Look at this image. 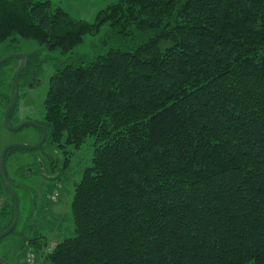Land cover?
I'll list each match as a JSON object with an SVG mask.
<instances>
[{
  "label": "trees",
  "instance_id": "obj_1",
  "mask_svg": "<svg viewBox=\"0 0 264 264\" xmlns=\"http://www.w3.org/2000/svg\"><path fill=\"white\" fill-rule=\"evenodd\" d=\"M8 40L52 62L46 141L93 138L49 263L264 264V0H0Z\"/></svg>",
  "mask_w": 264,
  "mask_h": 264
},
{
  "label": "rangeland",
  "instance_id": "obj_2",
  "mask_svg": "<svg viewBox=\"0 0 264 264\" xmlns=\"http://www.w3.org/2000/svg\"><path fill=\"white\" fill-rule=\"evenodd\" d=\"M50 1L72 17L92 22L100 9L117 0ZM105 30L103 25L95 35L85 34L71 53L76 55L92 50ZM16 49L26 53L41 47L31 40H18L16 45L8 40L0 44V57ZM43 55L48 54L43 51L18 77L17 97L8 118L12 126L26 119L40 123L44 120V101L53 65L50 60L42 59ZM17 66L18 60L12 59L3 70L4 75L0 74V151L6 144L34 145L41 137L40 131L32 126L11 131L3 125ZM32 72L39 74L41 84L34 83L31 88L27 85V76ZM65 138L66 134L51 143L45 141L37 149L13 148L8 152L5 168L14 183L19 213L13 232L0 240V256H5L11 264H51L47 255L53 250L54 243L74 234L70 205L76 182L84 168L91 165L93 138L87 137L78 147L67 143ZM11 210V201L0 181V229L9 222ZM30 256L31 261H28Z\"/></svg>",
  "mask_w": 264,
  "mask_h": 264
},
{
  "label": "water",
  "instance_id": "obj_3",
  "mask_svg": "<svg viewBox=\"0 0 264 264\" xmlns=\"http://www.w3.org/2000/svg\"><path fill=\"white\" fill-rule=\"evenodd\" d=\"M15 57H19L20 63H19V65H18V67L14 73L13 94H12V97L8 103L6 110H5V113L3 115L2 122H3V125L8 130H11V131H17V130H19L22 127L27 126V125L37 127L38 129L41 130V138H40L39 142L34 144V145H27V144H21V143L6 144L0 151V179L2 181V184H3L6 192L8 193L9 197L12 200L11 221L6 228H4L3 230L0 231V240L3 239L4 237H6L7 235H9L11 233V231L15 228L16 223H17V219H18V213H19L18 199H17V196H16L15 192L13 191V189L10 185V182H9L8 176H7V171L5 168V156H6L7 152H9V150H11L13 148H25V149H37V148H39L45 142L46 135H47L46 128L36 121L26 119V120H23L22 122L18 123L15 126L10 125L8 122L10 112H11L12 108L14 107L15 100L17 97L18 77H19L20 73L22 72V70L25 66L26 56H25V53H11V54H8V55L0 58V65H1L2 63L7 61L8 59L15 58ZM40 83H41V81L39 80L36 83V85L38 86ZM0 264H9V262L5 258L0 256Z\"/></svg>",
  "mask_w": 264,
  "mask_h": 264
},
{
  "label": "flooded vegetation",
  "instance_id": "obj_4",
  "mask_svg": "<svg viewBox=\"0 0 264 264\" xmlns=\"http://www.w3.org/2000/svg\"><path fill=\"white\" fill-rule=\"evenodd\" d=\"M11 53H25V52H22V51H19V50H10L9 52H7L5 55H2L0 58H2V57H4V56H6V55H8V54H11ZM12 59H17L18 60V65H19V63H20V59H19V57H15V58H11V59H8L7 61H5L4 63H6V62H8V61H10V60H12ZM4 63H2L1 65H3ZM0 65V66H1ZM8 65V63L6 64V65H4L2 68H1V70H0V74H2V75H4V73H3V70L6 68V66ZM18 67V66H17ZM17 69V68H16ZM16 71V70H15ZM23 71V70H22ZM20 75H21V73H20ZM13 77H14V75H13ZM0 79H1V76H0ZM40 80V77L39 76H37L36 75V73H31V74H29L28 76H27V85L29 86V87H31L32 88V85L35 83V85H36V83L38 82ZM41 81V80H40ZM41 84V83H40ZM39 84V85H40ZM12 86H13V79H12ZM12 91H13V88H12ZM11 99V98H10ZM10 101V100H9ZM9 103V102H8ZM38 123H40V122H38ZM41 125H43L42 123H40ZM28 126H30V125H28ZM44 126V125H43ZM33 127V126H32ZM36 129H38L37 127H35ZM39 131H40V135H41V130L40 129H38ZM47 136V135H46ZM41 138V137H40ZM45 141H46V139H45Z\"/></svg>",
  "mask_w": 264,
  "mask_h": 264
},
{
  "label": "built area",
  "instance_id": "obj_5",
  "mask_svg": "<svg viewBox=\"0 0 264 264\" xmlns=\"http://www.w3.org/2000/svg\"><path fill=\"white\" fill-rule=\"evenodd\" d=\"M31 256H32V255H31ZM31 256H30V257H28V259H27L28 261H31Z\"/></svg>",
  "mask_w": 264,
  "mask_h": 264
},
{
  "label": "crops",
  "instance_id": "obj_6",
  "mask_svg": "<svg viewBox=\"0 0 264 264\" xmlns=\"http://www.w3.org/2000/svg\"><path fill=\"white\" fill-rule=\"evenodd\" d=\"M58 241V240H57Z\"/></svg>",
  "mask_w": 264,
  "mask_h": 264
}]
</instances>
